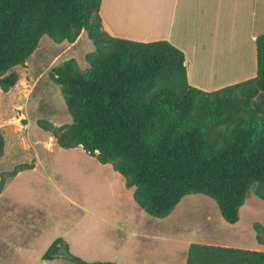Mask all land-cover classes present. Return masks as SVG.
<instances>
[{
  "label": "trees",
  "instance_id": "1",
  "mask_svg": "<svg viewBox=\"0 0 264 264\" xmlns=\"http://www.w3.org/2000/svg\"><path fill=\"white\" fill-rule=\"evenodd\" d=\"M102 0H0V88L19 81L44 35L74 43L86 31L89 67L75 58L54 68L73 122L38 121L62 147L83 146L111 163L147 213L166 217L186 195L213 198L228 223L239 221L249 191L264 200V33L256 39L257 74L206 91L189 83L185 53L168 40L138 41L103 26ZM0 128V157L5 151ZM33 166L17 165L8 176ZM0 181L2 192L8 176ZM264 244V224L254 223ZM56 239L43 257L61 254ZM65 257L76 264H119ZM186 264H264V251L191 243Z\"/></svg>",
  "mask_w": 264,
  "mask_h": 264
},
{
  "label": "rangeland",
  "instance_id": "2",
  "mask_svg": "<svg viewBox=\"0 0 264 264\" xmlns=\"http://www.w3.org/2000/svg\"><path fill=\"white\" fill-rule=\"evenodd\" d=\"M145 16L140 9L131 25L138 20L145 22ZM65 47V43L44 35L26 65L17 67L21 77L18 85L8 93L0 90V126L6 141L0 157V181L4 173L8 176L19 164L37 165L36 172L20 177L11 186L12 191L17 189L35 200L31 210L44 221H34L33 231L44 227L51 243L62 238L69 241V246L78 245L76 237L80 234H85L89 244L103 236L108 240L103 246H116L118 235L124 233L126 239L120 240L119 246H132L131 256L138 259L127 263L148 264V260L155 259L159 264H181L186 262L190 243H245L251 237L252 223L264 224V200L255 193V186L241 206L236 223L225 221L217 202L202 193L186 195L175 215L160 219L138 205L134 187L126 185L125 177L111 163L104 165L83 146L69 151L56 140L52 148L48 147L47 142H53L50 133L38 121L44 119L56 125L73 122L61 86L51 74L70 58H75L81 69H87L86 55L95 50L87 32L76 46L68 50ZM29 174L35 176L29 178ZM76 216H85L87 221L72 227ZM89 220H98L96 226L88 224ZM124 222L127 225L123 226Z\"/></svg>",
  "mask_w": 264,
  "mask_h": 264
},
{
  "label": "crops",
  "instance_id": "3",
  "mask_svg": "<svg viewBox=\"0 0 264 264\" xmlns=\"http://www.w3.org/2000/svg\"><path fill=\"white\" fill-rule=\"evenodd\" d=\"M140 9L146 15L145 22L138 20L136 24L131 25V20L137 17ZM100 14L104 28L113 36L138 41L164 39L182 49L185 53L189 83L200 89L216 90L257 74L256 39L264 33V0H102ZM85 32L83 30L74 43L66 41L61 43H65L68 50L78 44ZM207 60L210 61L209 64ZM203 67L211 71L217 70L216 72L219 69L226 76L218 78L222 75L211 73L209 76L201 77ZM233 75L236 76L232 77ZM20 80L19 76V81L12 88L16 87ZM49 137L53 142L51 145L47 142V146L52 148L56 139L51 133ZM77 147L68 149L75 151ZM36 171V164L20 170L6 181L0 193V264H76L65 257L66 245L73 251H70L72 254L75 253L90 261L110 260L133 264L127 262L138 260L131 256L132 246H119V241L126 239L124 233L118 235L116 246H103L108 242L103 236L96 237L89 244L85 234H80L76 237L77 246H69V241L62 239L61 254L52 259L44 258V253L52 243L44 234V227L37 231L32 230L34 221L37 223L44 221L38 213L31 210L35 200L31 201L28 196L18 193L17 189L11 190L12 184L20 177ZM34 176L29 174L28 177ZM182 200L172 213L163 219L175 215ZM147 218L153 221L152 218ZM86 221L85 216H76L72 227H78ZM96 221L98 220H89L88 224L96 226ZM122 225L127 224L124 222ZM249 235L251 237L246 240L247 242L244 241L245 243L233 244L211 240L199 243L264 251V244L259 243L256 238L254 223L250 227ZM148 262L159 264L155 259Z\"/></svg>",
  "mask_w": 264,
  "mask_h": 264
},
{
  "label": "bare ground",
  "instance_id": "4",
  "mask_svg": "<svg viewBox=\"0 0 264 264\" xmlns=\"http://www.w3.org/2000/svg\"><path fill=\"white\" fill-rule=\"evenodd\" d=\"M207 56V55H206ZM204 58H205V56H204ZM214 58V57H213ZM220 60H222V59H220ZM219 60V61H220ZM214 61V60H213ZM207 62H208V64L210 63V61L209 60H207ZM215 62H217L216 60H215ZM221 62V61H220ZM222 63V62H221ZM223 64V63H222ZM224 65V64H223ZM206 66H207V64H206ZM216 66V65H215ZM225 66V65H224ZM219 67V66H218ZM200 69V68H199ZM201 70V69H200ZM203 73L201 72V77L203 76V77H206V76H209L211 73H213V74H215V75H222V76H218V78H223V77H225L226 76V74H225V76H224V74L223 73H221V70H219L218 69V72H216L217 70H209V69H207V68H205V67H203ZM200 72V71H199ZM227 73V72H226ZM214 75V76H215ZM236 76V75H235ZM205 79V78H204Z\"/></svg>",
  "mask_w": 264,
  "mask_h": 264
}]
</instances>
